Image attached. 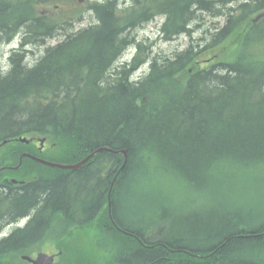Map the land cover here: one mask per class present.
Returning <instances> with one entry per match:
<instances>
[{
	"label": "trees",
	"instance_id": "trees-1",
	"mask_svg": "<svg viewBox=\"0 0 264 264\" xmlns=\"http://www.w3.org/2000/svg\"><path fill=\"white\" fill-rule=\"evenodd\" d=\"M59 1L0 0V43L66 31L82 12L53 16ZM86 1L95 24L33 65L17 51L0 79V169L18 166L23 153L44 158L38 138L68 165L102 147L126 152L127 162L103 152L76 171L29 158L3 171L1 193L14 186L10 179L26 183L9 193L16 196L0 211L2 224L34 210L33 218L50 219L10 235L0 264H17L51 234L59 264H264V0H132L125 12L119 0ZM203 14L225 23L196 40ZM156 17L163 40L190 42L163 59L135 43L133 69L151 63L130 84L127 71L114 74L116 63L135 42L130 30ZM250 200L259 204L253 217L216 210ZM76 234L83 242L90 234L93 250L73 245Z\"/></svg>",
	"mask_w": 264,
	"mask_h": 264
},
{
	"label": "rangeland",
	"instance_id": "rangeland-1",
	"mask_svg": "<svg viewBox=\"0 0 264 264\" xmlns=\"http://www.w3.org/2000/svg\"><path fill=\"white\" fill-rule=\"evenodd\" d=\"M94 1H101V0H89V2H94ZM127 1L128 0H120V2L123 4L127 3ZM241 1L242 0H233L230 3H228L227 6L236 5ZM58 6L59 8L55 9L56 14H52L53 16L59 15L60 12L65 10L82 12V17L80 19L71 21L72 24L66 30V34L76 33L81 29L87 28L96 23L95 15L86 10V8L88 7V2L86 0H60L58 2ZM51 7H52L51 11H53L54 8L53 6ZM160 19L161 18H159L158 21L151 22L146 26L137 29L135 32H133L132 36L135 41L134 43L145 42L146 45L149 47V51H151L152 53V57L155 56L157 57L160 56L162 58L173 57L175 53L180 52L187 47V45L190 42L189 37L182 35L181 37H179L174 41L163 40L161 35H159V29L162 23ZM224 23H225L224 17L214 18L210 14H203L202 19L199 22L200 27L198 28V31L195 35L196 40L205 37V35H208L209 33L213 32L216 27H218L219 25L222 26ZM65 38H66L65 32L61 30L55 38L48 39L45 45H38L36 47H31V49H33L35 52L34 54H28V61L33 64L34 62H36L45 55L47 48L58 45ZM19 45H20V37H18L11 44L0 46V62H4L3 63L4 69L9 68V66H7L9 56L11 55L13 48H17ZM134 52H135V46L132 45L130 54H133ZM126 55H124V57ZM119 62L116 64V67L119 66ZM44 152H45L43 156L44 159L51 162L68 165L67 162H65V160H63L58 154H55L54 152L51 151V144L48 141L45 144ZM38 169H41L43 171L46 170L45 167L39 166L36 168V172ZM69 188H71L70 190L72 192L73 190H76V187H73L72 185H69ZM255 207L259 208L258 200L244 201L242 203H235L231 205V208L236 211H232L228 207H225L221 204L219 206H216V210L219 211L220 213L221 212L227 213L229 211L238 212L243 217L247 218L249 216L253 217L256 216V214H258L255 210H252ZM209 208L211 209V206ZM208 214L210 213L205 212L202 214V216H206ZM137 219H139V217L135 216L136 221ZM10 230H11L10 228H6L5 232L8 233ZM85 236L86 238L83 242V234H76L71 240L72 244L80 247H84L83 250L87 249L91 251L93 250V247L90 248V245H94V239L90 234H85ZM58 239H59L58 234H51L48 238H46V240L43 243L38 244L37 246L33 247L31 250L29 249L27 252H21V254L18 257L17 264H26L24 261L21 260L20 256L22 254L35 256L39 252H45L48 254L57 253V250H54L53 247H54V242H56Z\"/></svg>",
	"mask_w": 264,
	"mask_h": 264
},
{
	"label": "bare ground",
	"instance_id": "bare-ground-1",
	"mask_svg": "<svg viewBox=\"0 0 264 264\" xmlns=\"http://www.w3.org/2000/svg\"><path fill=\"white\" fill-rule=\"evenodd\" d=\"M119 2H120V0H119ZM131 5H133L132 4V0H128L127 1V3H125V4H123V3H118V6H119V9H118V11H122V12H125ZM117 13V12H116ZM263 15V13H261V14H259V16H262ZM159 20V18L158 17H156L155 19H153V20H151L150 22H148V23H145L144 25H142V27H144V26H146L147 24H149V23H151V22H154V21H158ZM160 21H162V23H161V27H162V25H163V23H164V20L161 18L160 19ZM224 25V24H223ZM222 25V26H223ZM221 25H219L218 27H220ZM142 27H139V28H137V29H140V28H142ZM161 27H160V29H159V34H161ZM68 29V28H67ZM137 29H135V30H130V32L132 33V32H135ZM197 30H198V28H196ZM214 31H215V29H214ZM60 32V31H59ZM58 32V33H59ZM63 32H65V37L67 38V35H72V34H74V33H72V34H66V31L65 30H63ZM58 33L54 36V37H52V38H47V39H45V40H42V41H38V42H36V41H30V40H28V41H25L24 39H23V36H18V35H16L10 42H2V43H0V46H3V45H7V44H11L13 41H15L18 37H20V45L17 47V48H13V50H12V53H11V55L9 56V60H8V64H7V66H9V68H3V63L4 62H0V79H2V78H4V77H6L11 71H12V68H13V65H12V61H11V58H12V56H13V54L14 53H16L17 51H19V50H22V52L25 54V59H24V63H26V64H28L29 66L30 65H33V64H35L36 62H34L33 64L32 63H30L29 61H28V54H34V50L33 49H31V47H36V46H38V45H45V43H46V41L48 40V39H53V38H55L57 35H58ZM184 36H187V37H189L188 35H184ZM65 38V39H66ZM64 39V40H65ZM178 39V38H177ZM176 40V39H175ZM189 40H190V37H189ZM174 41V40H173ZM62 42H64V41H62ZM61 43V42H60ZM132 45H134L135 46V52L133 53V54H130V50L132 49ZM132 45H130L129 47H128V49H127V51H126V56H125V58L123 59V60H121L120 62H119V66L118 67H116L117 69L114 71V74H116L117 72H123V71H127L128 72V82L130 83V84H135V83H139L148 73H149V69H150V63L151 62H145V63H143V64H139L138 66H136V68H134L133 69V62H134V57H135V55H136V44L134 43V44H132ZM49 48H51V47H49ZM49 48H47L46 49V53H47V50L49 49ZM46 53H45V55H46ZM45 55L43 56V57H41L40 58V60L42 59V58H44L45 57ZM129 55V56H128ZM158 57H160V56H158ZM160 58H162V57H160ZM163 59V58H162ZM125 66V67H124ZM120 73H118L117 75H115V76H112L111 77V79H118L119 78V75H120ZM13 141H14V139H12ZM16 141H18V142H20V138H17L16 139ZM7 144V142H4L2 145H6ZM120 152H124V151H120ZM103 153V152H102ZM114 153V152H113ZM126 153V152H125ZM100 154V153H99ZM115 154H122L123 156H124V166H125V164H126V162H127V153H126V157H125V155L123 154V153H115ZM98 155V154H97ZM95 157V156H94ZM93 157V158H94ZM92 158V159H93ZM76 164H78V163H76ZM76 164H71V165H76ZM85 166V165H84ZM83 166V167H84ZM124 166H122L121 168H120V170L119 171H123V169H124ZM82 168V167H81ZM80 169V168H79ZM78 170V169H77ZM69 171H73V170H69ZM74 171H76V170H74ZM114 173V175H118V171H117V169H109V173L112 175L113 173ZM101 175L102 176H106V173L103 171L102 173H101ZM30 179V178H29ZM28 179V180H29ZM26 183V180L25 179H23V180H20V181H18L17 183H15L14 184V186H12L11 187V190L10 191H7V192H2L1 193V189H4V188H0V211H5L9 206H11L13 203H14V197L16 196V194H9V193H14L16 190L15 189H17L19 186H23L24 184ZM71 203L72 202H69V203H67L65 206H69V207H74V205H71ZM35 213H36V210H34V211H32L30 214H28L26 217H23L22 219H20L18 222H16V223H13L12 224V229H13V231H14V233H13V237L14 238H16V232H17V237H19V236H21V234H23V232H18V231H23L27 226H29L30 224H31V222L34 220V219H36V218H33L34 217V215H35ZM110 215H112V211H110ZM63 215H59L58 217H62ZM3 217H5V216H3ZM50 217V214H49V216L48 215H46V216H42V218L40 219V220H38V218L36 219L37 220V222L36 223H40V225H43L46 221H47V219ZM50 219V218H49ZM8 223H6L5 225H3L2 224V222L0 221V237H3L7 232H5V230H6V228L8 227V225H7ZM39 225V224H38ZM115 227H117L116 225H115ZM15 235V236H14ZM12 236V235H11ZM8 242V241H7ZM5 245H6V242L5 241H3V242H0V250L1 249H3L4 247H5ZM33 248V247H32ZM25 254H22L20 257H22V256H24Z\"/></svg>",
	"mask_w": 264,
	"mask_h": 264
},
{
	"label": "water",
	"instance_id": "water-1",
	"mask_svg": "<svg viewBox=\"0 0 264 264\" xmlns=\"http://www.w3.org/2000/svg\"><path fill=\"white\" fill-rule=\"evenodd\" d=\"M20 142L22 143H29V141L27 139H23L20 138ZM41 145H44L45 143V139H41L40 140ZM102 152H113L110 148L107 147H102L98 150H96L95 152H93L92 154H90L87 158H85L83 161H81L80 163L76 164V165H64V164H59V163H54V162H50L44 159H40V158H36L28 153H25L21 156L20 159V164L18 167H20L22 165L23 159L25 157L31 158L33 160H35L36 162H39L45 166L51 167V168H58V169H63V170H77L81 167H83L84 165H86L94 156H96L99 153ZM114 153H123L126 157V153L125 152H120V151H115ZM3 171V169L0 170V173ZM109 207H110V211H111V198L109 195ZM22 260L27 261L31 264H57L55 263V256H50L46 253H39L37 255L36 258H33L31 256L28 255H24L22 256Z\"/></svg>",
	"mask_w": 264,
	"mask_h": 264
},
{
	"label": "flooded vegetation",
	"instance_id": "flooded-vegetation-1",
	"mask_svg": "<svg viewBox=\"0 0 264 264\" xmlns=\"http://www.w3.org/2000/svg\"><path fill=\"white\" fill-rule=\"evenodd\" d=\"M35 145H36V147L38 148V149H40V144H39V142H35L34 143ZM11 180V179H10ZM14 233V231H13V229L12 230H10L8 233H6L3 237H0V242H3V241H5V240H7L9 237H10V235H12Z\"/></svg>",
	"mask_w": 264,
	"mask_h": 264
}]
</instances>
